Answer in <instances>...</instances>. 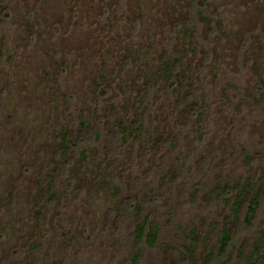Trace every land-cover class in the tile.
<instances>
[{
	"label": "rangeland",
	"instance_id": "obj_1",
	"mask_svg": "<svg viewBox=\"0 0 264 264\" xmlns=\"http://www.w3.org/2000/svg\"><path fill=\"white\" fill-rule=\"evenodd\" d=\"M257 192L228 264L264 254V0H0V264H215Z\"/></svg>",
	"mask_w": 264,
	"mask_h": 264
},
{
	"label": "trees",
	"instance_id": "obj_2",
	"mask_svg": "<svg viewBox=\"0 0 264 264\" xmlns=\"http://www.w3.org/2000/svg\"><path fill=\"white\" fill-rule=\"evenodd\" d=\"M197 13H201V10L198 9ZM8 17V15H3V18ZM6 21V20H5ZM192 22V21H191ZM188 23V21H187ZM187 25V24H186ZM182 27L181 23L175 24L172 30V34H175L178 29ZM188 26L183 27V30L185 32H188ZM177 29V30H176ZM180 52L177 50H171L168 49L165 53V55L162 57L161 64L159 68H157L155 72V78L152 82L149 83L148 87V93L154 92V90L157 89V86L160 84L163 85L162 91H164L167 95H170V89L175 85V83L179 80L178 74L176 72L178 71L179 67L181 66L182 58H179ZM114 132L112 134L113 139L118 138L120 135L128 134L130 136L136 135L137 137L141 136L143 132V128L137 123H131V122H123V121H116L114 124ZM91 131V130H90ZM97 137L99 134H95ZM60 143L62 146L63 153L72 152L73 154L77 152L82 142H84V138L82 136H78V133H72L71 131H66L62 134ZM70 161L66 163V166H68ZM206 163H203V165ZM65 166V167H66ZM53 177V176H52ZM53 185V184H52ZM51 185V190H52ZM226 197H229L232 192L228 191L226 192ZM236 198V197H235ZM234 198H230L232 200ZM261 203V195L259 192H257L254 197H252L250 200H248L245 196L240 194L238 198L235 199L233 209L236 212H243L242 217V224L238 225L237 228L233 227L228 228L224 227L221 232V237L218 242V252L219 255H216L215 253L212 254L213 261L215 264H228V251L235 247L236 240L238 239L239 231L238 227L242 226H250L253 222V220L256 217L258 208ZM126 211L130 210L131 207L128 206V203L125 204ZM146 221L138 225L137 229V238L140 239L144 235L145 227H146ZM154 228L156 225H152ZM149 240L151 243L155 241V238L152 234L149 235ZM253 261L256 262V264H261L264 262V254H262L261 250L254 251L253 255Z\"/></svg>",
	"mask_w": 264,
	"mask_h": 264
}]
</instances>
